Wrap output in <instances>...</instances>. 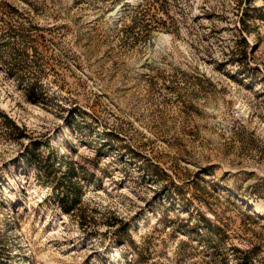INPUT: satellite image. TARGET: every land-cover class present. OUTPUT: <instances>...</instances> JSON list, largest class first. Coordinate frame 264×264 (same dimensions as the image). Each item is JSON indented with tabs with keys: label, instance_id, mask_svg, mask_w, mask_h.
Instances as JSON below:
<instances>
[{
	"label": "rangeland",
	"instance_id": "obj_1",
	"mask_svg": "<svg viewBox=\"0 0 264 264\" xmlns=\"http://www.w3.org/2000/svg\"><path fill=\"white\" fill-rule=\"evenodd\" d=\"M0 264H264V0H0Z\"/></svg>",
	"mask_w": 264,
	"mask_h": 264
},
{
	"label": "bare ground",
	"instance_id": "obj_2",
	"mask_svg": "<svg viewBox=\"0 0 264 264\" xmlns=\"http://www.w3.org/2000/svg\"><path fill=\"white\" fill-rule=\"evenodd\" d=\"M119 13H118V10H117V12L116 13H114V15L113 16H117ZM165 39H169V38H165Z\"/></svg>",
	"mask_w": 264,
	"mask_h": 264
}]
</instances>
